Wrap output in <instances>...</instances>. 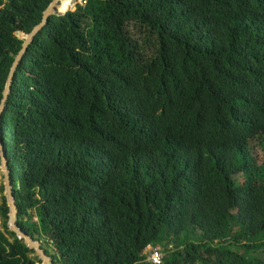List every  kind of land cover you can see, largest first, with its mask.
<instances>
[{"label": "trees", "instance_id": "trees-1", "mask_svg": "<svg viewBox=\"0 0 264 264\" xmlns=\"http://www.w3.org/2000/svg\"><path fill=\"white\" fill-rule=\"evenodd\" d=\"M53 1L0 0V107ZM78 1L30 46L1 120L19 226L53 264H151L150 246L264 264V0ZM1 193L0 264H42Z\"/></svg>", "mask_w": 264, "mask_h": 264}, {"label": "water", "instance_id": "water-1", "mask_svg": "<svg viewBox=\"0 0 264 264\" xmlns=\"http://www.w3.org/2000/svg\"><path fill=\"white\" fill-rule=\"evenodd\" d=\"M62 0H54L53 3L49 6V8L44 12L43 20L40 24H38L34 30L26 34L27 39L23 44V48L20 52V54L17 56L16 61L12 67L6 89L4 91V98L0 107V155L2 157V165L1 168L3 169L4 175H5V196L7 198L8 206L10 207V220H9V231L12 233H15L17 238L21 241H23L32 251L35 252V257H37L40 261H42V264H53L52 259L47 255L46 251L43 249V246L41 243L37 242L32 236L28 235L24 230L19 226L18 224V211L19 207L17 204L16 196H15V190L14 185L12 181V172L9 166V160L8 155L5 147V141L3 139V133H2V127H1V120L3 117V113L6 110L8 100L10 98L12 89H13V83L15 80V76L17 74L18 68L21 65L25 55L29 51L30 46L34 43L36 37L38 34H40L44 28L49 24L50 19L52 16L59 14V8L62 6L61 3ZM70 10V11H76ZM69 11H66L65 13H68ZM22 33V32H21ZM20 33H18L19 35Z\"/></svg>", "mask_w": 264, "mask_h": 264}, {"label": "rangeland", "instance_id": "rangeland-1", "mask_svg": "<svg viewBox=\"0 0 264 264\" xmlns=\"http://www.w3.org/2000/svg\"><path fill=\"white\" fill-rule=\"evenodd\" d=\"M78 4H82L85 6L87 4V0H79ZM78 6V5H77ZM132 33L133 37L136 41H140L143 45V51L148 53L149 55H152L156 52L155 44H154V38H151V41L149 43L147 42L146 37L142 34V29L140 26H132ZM18 36V34H17ZM250 149H252L253 155L258 160L259 163L263 161L264 153L262 151V148L260 144L257 141H252L249 143ZM5 186V175L3 172V169L0 167V188L2 186ZM0 204H2V193L0 194ZM0 227L2 228V218L0 215ZM184 238V235L182 236ZM42 244V243H41ZM176 248V247H175Z\"/></svg>", "mask_w": 264, "mask_h": 264}, {"label": "built area", "instance_id": "built-area-1", "mask_svg": "<svg viewBox=\"0 0 264 264\" xmlns=\"http://www.w3.org/2000/svg\"><path fill=\"white\" fill-rule=\"evenodd\" d=\"M35 220H37V218ZM146 254L149 255L148 262L151 264H164L165 255L161 247L150 246L147 249Z\"/></svg>", "mask_w": 264, "mask_h": 264}, {"label": "bare ground", "instance_id": "bare-ground-1", "mask_svg": "<svg viewBox=\"0 0 264 264\" xmlns=\"http://www.w3.org/2000/svg\"><path fill=\"white\" fill-rule=\"evenodd\" d=\"M22 36H23V38L27 39V36L24 33L22 34Z\"/></svg>", "mask_w": 264, "mask_h": 264}]
</instances>
